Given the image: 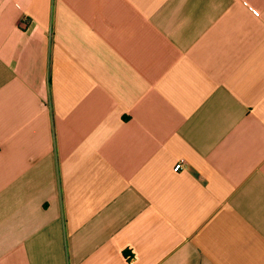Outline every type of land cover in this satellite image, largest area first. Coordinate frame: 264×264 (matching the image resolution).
Returning <instances> with one entry per match:
<instances>
[{
	"label": "crops",
	"instance_id": "1",
	"mask_svg": "<svg viewBox=\"0 0 264 264\" xmlns=\"http://www.w3.org/2000/svg\"><path fill=\"white\" fill-rule=\"evenodd\" d=\"M0 264H264V0H0Z\"/></svg>",
	"mask_w": 264,
	"mask_h": 264
},
{
	"label": "built area",
	"instance_id": "2",
	"mask_svg": "<svg viewBox=\"0 0 264 264\" xmlns=\"http://www.w3.org/2000/svg\"><path fill=\"white\" fill-rule=\"evenodd\" d=\"M21 23H22L23 25H25V24H26V21L23 19V20L21 21ZM185 167H186V163H185L183 160H179V161H178L177 163H175V165L173 166V172H179V171L185 169Z\"/></svg>",
	"mask_w": 264,
	"mask_h": 264
}]
</instances>
